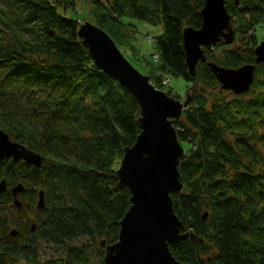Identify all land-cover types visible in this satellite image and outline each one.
Instances as JSON below:
<instances>
[{"label": "trees", "instance_id": "1", "mask_svg": "<svg viewBox=\"0 0 264 264\" xmlns=\"http://www.w3.org/2000/svg\"><path fill=\"white\" fill-rule=\"evenodd\" d=\"M206 1L0 0V128L44 158L40 168L0 163L8 187L0 194V264H103L132 206L117 169L141 133V107L96 67L79 34L86 20L127 59L133 20L163 26L156 65L145 57L140 65L151 79L159 72L191 85L174 123L185 149L184 189L172 195L189 236L170 245L172 254L185 264H264V63H256L252 33L264 29V0H226L243 45L205 50L208 63L223 68L255 65L251 90L239 96L222 89L208 63L189 72L183 33L201 28ZM83 2L88 13L77 8ZM19 184L21 208L12 193ZM44 245L63 255L44 259Z\"/></svg>", "mask_w": 264, "mask_h": 264}, {"label": "water", "instance_id": "2", "mask_svg": "<svg viewBox=\"0 0 264 264\" xmlns=\"http://www.w3.org/2000/svg\"><path fill=\"white\" fill-rule=\"evenodd\" d=\"M201 16V28H186L183 33L191 75H195L200 62L208 63L205 49L220 42L231 45L236 40L225 0H207ZM79 34L96 67L132 94L141 107V133L136 143L126 149L117 171L121 184L132 194V206L121 222L118 242L106 248L103 264H185L170 250V245L189 236L176 214L172 197L184 189L179 164L185 154L172 119L182 118L189 99L183 103L157 89L150 76L142 74L109 33L98 25L85 22ZM255 55L257 64L264 63V41L256 48ZM208 64L223 90L237 96L251 90L255 65L230 69ZM10 159L24 161L35 168H40L44 160L27 146L11 140L0 128V163ZM7 188L3 180L0 194ZM24 190L23 184L12 189L18 208L22 207L18 197ZM37 207L40 210L45 207L44 191L40 192Z\"/></svg>", "mask_w": 264, "mask_h": 264}, {"label": "rangeland", "instance_id": "3", "mask_svg": "<svg viewBox=\"0 0 264 264\" xmlns=\"http://www.w3.org/2000/svg\"><path fill=\"white\" fill-rule=\"evenodd\" d=\"M77 8L80 12H83V13H88L90 11V6L85 2L79 4L77 6ZM85 22H90V21L86 20ZM85 22H83V24ZM133 23L136 26L137 31L135 32V30H133L131 33H133L132 34L133 36L136 33V42H134L135 47L131 48V49H129V51H127V56H128L129 61L142 74L148 76L147 71L145 70L144 67H142V65H140V63L142 64V58L145 57V60H147L148 63L156 65V61H154L153 56L155 54V49L157 46V39L163 33V26H153V25H151L147 22L141 21V20H133ZM232 25H233V27H236V26H234L233 22H232ZM252 33L257 36L258 45L254 47V49H256L264 41V29L260 27L258 32H256L254 30ZM236 36H237V34H236ZM244 37L245 36H243V35H239V41L236 40L233 44L228 45V46H224V48L228 47V48H236L237 49V48L241 47L243 45ZM213 47L214 48L210 47L211 48V50H210L211 55L212 54L220 55L223 52L224 48H218L215 46H213ZM139 50H140V52H139ZM125 54H126V51H125ZM143 62H144V59H143ZM156 75L159 76V74H156ZM190 86L191 85L184 78L172 77L171 88H173L182 98H185L187 96L188 89ZM186 110H187V106L185 107L184 112H186ZM178 120H179V118L172 119L173 123H175ZM4 132H6V131H4ZM10 138H11V140H13L15 142V140L12 139V137H10ZM121 163H122V161L119 163L118 169L120 168ZM29 215H30V213H29ZM30 216L32 217V220H33V218H34L33 214H31ZM106 252H107V249H106ZM42 253H43L44 259H52V258L57 259L63 255V249H57L54 246H45L44 245V247L42 248Z\"/></svg>", "mask_w": 264, "mask_h": 264}, {"label": "built area", "instance_id": "4", "mask_svg": "<svg viewBox=\"0 0 264 264\" xmlns=\"http://www.w3.org/2000/svg\"><path fill=\"white\" fill-rule=\"evenodd\" d=\"M158 74L161 77V81H162L163 86H165V87L169 86L171 83V79L168 77L162 76L161 73H158ZM173 95H175V93H173Z\"/></svg>", "mask_w": 264, "mask_h": 264}, {"label": "bare ground", "instance_id": "5", "mask_svg": "<svg viewBox=\"0 0 264 264\" xmlns=\"http://www.w3.org/2000/svg\"><path fill=\"white\" fill-rule=\"evenodd\" d=\"M206 4V3H205ZM205 7V6H204ZM225 7H226V0H225ZM204 9V8H203ZM226 9H227V7H226Z\"/></svg>", "mask_w": 264, "mask_h": 264}]
</instances>
